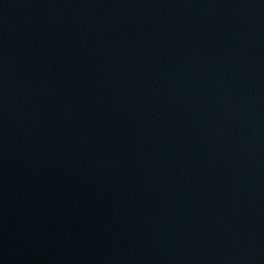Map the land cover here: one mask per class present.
Here are the masks:
<instances>
[{
	"label": "water",
	"instance_id": "95a60500",
	"mask_svg": "<svg viewBox=\"0 0 264 264\" xmlns=\"http://www.w3.org/2000/svg\"><path fill=\"white\" fill-rule=\"evenodd\" d=\"M0 264H264V0H0Z\"/></svg>",
	"mask_w": 264,
	"mask_h": 264
}]
</instances>
